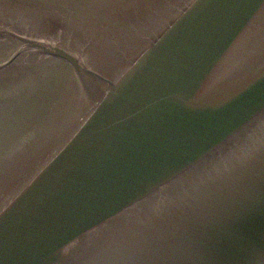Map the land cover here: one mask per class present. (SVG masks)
Masks as SVG:
<instances>
[{
	"label": "water",
	"instance_id": "water-1",
	"mask_svg": "<svg viewBox=\"0 0 264 264\" xmlns=\"http://www.w3.org/2000/svg\"><path fill=\"white\" fill-rule=\"evenodd\" d=\"M0 264H264V0H0Z\"/></svg>",
	"mask_w": 264,
	"mask_h": 264
}]
</instances>
